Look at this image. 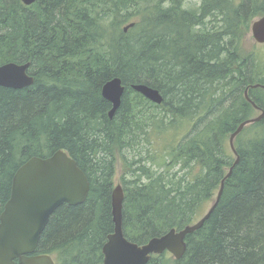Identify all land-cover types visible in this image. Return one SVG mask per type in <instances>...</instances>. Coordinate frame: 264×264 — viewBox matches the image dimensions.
Wrapping results in <instances>:
<instances>
[{
	"label": "trees",
	"instance_id": "16d2710c",
	"mask_svg": "<svg viewBox=\"0 0 264 264\" xmlns=\"http://www.w3.org/2000/svg\"><path fill=\"white\" fill-rule=\"evenodd\" d=\"M262 14L264 0H0V65L29 62L34 77L0 86V212L19 165L67 151L88 195L51 214L36 252L55 264H97L114 227L117 160L123 232L137 243L196 221L233 165L183 256L165 251L147 264H264V117L235 136V164L229 143L264 111V88L248 87L258 109L244 96L264 83V43L246 38ZM115 76L125 90L109 118L101 87Z\"/></svg>",
	"mask_w": 264,
	"mask_h": 264
},
{
	"label": "water",
	"instance_id": "95a60500",
	"mask_svg": "<svg viewBox=\"0 0 264 264\" xmlns=\"http://www.w3.org/2000/svg\"><path fill=\"white\" fill-rule=\"evenodd\" d=\"M30 5L36 0H21ZM131 22L123 27L127 30ZM254 41L264 43V14L256 17L250 26ZM29 62L14 61L0 65V86L20 89L33 83L34 77L28 73ZM132 89L150 101L159 104L163 96L157 88L146 83L131 84ZM248 87H262L264 83L249 84L244 90L245 98L258 109V105L248 96ZM125 86L120 77L107 80L101 87V95L111 103L108 111L112 118L121 103ZM264 117V111L239 124L229 137L235 161L239 155L234 146V138L244 125ZM233 165L220 182L216 198L209 209L196 221L181 228L172 227L164 233L150 237L144 243L133 242L123 232L122 206L124 192L121 185L111 191L113 231L107 235L102 245V260L97 264H147L153 255L165 251L175 258L183 256L186 250V235L198 230L217 205L223 191L224 180L231 174ZM86 174L67 151L57 149L48 156H31L14 172L10 195L0 212V264H55L49 254H35L41 233L51 214L62 204L77 205L85 201L89 191Z\"/></svg>",
	"mask_w": 264,
	"mask_h": 264
},
{
	"label": "rangeland",
	"instance_id": "374dc122",
	"mask_svg": "<svg viewBox=\"0 0 264 264\" xmlns=\"http://www.w3.org/2000/svg\"><path fill=\"white\" fill-rule=\"evenodd\" d=\"M189 2L198 3L199 0H189ZM246 38H247V43H248L249 46L252 43H257L256 41H254L250 30H249ZM258 47H263V49H264V44H258ZM257 114L258 113L255 112L254 116H256ZM123 172H124V165H122V162L117 160L116 166H115V174H114V178H113V187L116 186V185H121V187H122L121 176H122ZM214 199H215V196L207 203V206L205 207L204 211L202 212V214L197 219H199L209 209V207L212 205ZM51 256L54 257V255H51Z\"/></svg>",
	"mask_w": 264,
	"mask_h": 264
},
{
	"label": "flooded vegetation",
	"instance_id": "af4514ba",
	"mask_svg": "<svg viewBox=\"0 0 264 264\" xmlns=\"http://www.w3.org/2000/svg\"><path fill=\"white\" fill-rule=\"evenodd\" d=\"M28 69H29V67H28ZM29 73V72H28ZM52 154V153H51ZM89 181V180H88ZM90 185V184H89ZM37 248V247H36ZM35 254H45V253H37L36 252V250H35V252H34ZM50 255V254H49ZM51 256V255H50ZM52 257V256H51ZM53 258V257H52ZM15 263H18V260H15ZM19 264V263H18Z\"/></svg>",
	"mask_w": 264,
	"mask_h": 264
},
{
	"label": "bare ground",
	"instance_id": "6f19581e",
	"mask_svg": "<svg viewBox=\"0 0 264 264\" xmlns=\"http://www.w3.org/2000/svg\"><path fill=\"white\" fill-rule=\"evenodd\" d=\"M124 31V30H123ZM126 31V30H125ZM259 121V120H258ZM257 122V121H256ZM201 228V227H200Z\"/></svg>",
	"mask_w": 264,
	"mask_h": 264
}]
</instances>
